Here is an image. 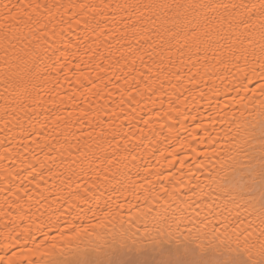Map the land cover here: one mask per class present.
<instances>
[{
    "label": "snow or ice",
    "instance_id": "1",
    "mask_svg": "<svg viewBox=\"0 0 264 264\" xmlns=\"http://www.w3.org/2000/svg\"><path fill=\"white\" fill-rule=\"evenodd\" d=\"M0 264H264V0H0Z\"/></svg>",
    "mask_w": 264,
    "mask_h": 264
},
{
    "label": "bare ground",
    "instance_id": "2",
    "mask_svg": "<svg viewBox=\"0 0 264 264\" xmlns=\"http://www.w3.org/2000/svg\"><path fill=\"white\" fill-rule=\"evenodd\" d=\"M3 2H7V0H3ZM3 136H4V133H0V138H3ZM2 198H3L2 195H0V200H2ZM3 254H4V250L0 249V255H3Z\"/></svg>",
    "mask_w": 264,
    "mask_h": 264
}]
</instances>
